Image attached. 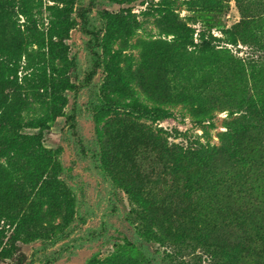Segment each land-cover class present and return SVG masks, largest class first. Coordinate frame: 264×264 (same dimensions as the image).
Masks as SVG:
<instances>
[{
    "label": "rangeland",
    "instance_id": "rangeland-1",
    "mask_svg": "<svg viewBox=\"0 0 264 264\" xmlns=\"http://www.w3.org/2000/svg\"><path fill=\"white\" fill-rule=\"evenodd\" d=\"M7 1L15 6L11 15L8 12L7 27L24 50L17 72L0 55V71L7 81L3 97L9 112H19L20 123L19 128L4 135H35L33 119L48 120L50 127L42 147L59 167L54 171L70 206L69 210L56 212L42 196L37 182L40 172L34 171L39 158L34 157L33 141L6 158L0 157L3 165L6 161L13 163L10 172L20 195L18 206L26 213L34 211L40 219L37 238L15 243L7 240L14 227L0 221V231L6 235L0 244V264H86L94 255L97 260L109 257L116 249L114 245L124 242L130 245L125 252L128 260L163 264V251L169 248L138 241V207L103 174L97 152L106 149L103 133L113 119L135 120L155 132L160 130L168 145L186 149L198 144L220 146V134L240 113L231 116L229 112L237 110L231 104H220L212 120L200 124L182 100L197 96L238 97L243 88L239 84L241 78L251 80L249 62L264 56L263 51L257 50L258 45L239 39L231 44L228 40L225 32L241 19L236 0ZM244 1L254 5L255 14L264 13V0ZM105 12L126 19L120 30L112 25L111 29L119 32L108 39L107 48L98 46L93 35L101 38L106 32L105 19L101 17ZM64 18L70 29L62 39L53 37L50 42L53 25H61ZM252 32H258L257 25ZM260 36L264 37L261 33ZM204 40L229 52L221 53L220 61L209 65L208 55L201 47ZM111 61L131 80L128 79L127 88L107 86V65ZM258 73V87L263 94L260 79L263 83L264 67ZM43 78L53 81V98L36 91L35 86ZM107 100L156 106L169 110L170 115L152 123L138 120L126 110H95L96 103ZM60 108L61 116L52 119L54 109ZM190 171L198 173L194 168ZM249 177L250 182L241 179L235 185L234 197H229V187L211 190L208 199L200 202L206 207L202 214L208 215L202 219L215 217L214 209L227 204L235 206V202L247 197L253 207L252 218L264 216V175L254 179L256 175L249 173ZM162 188L163 184L157 186L154 200L162 195ZM146 224L158 233L153 221ZM196 249H181L191 264L198 262L200 252ZM253 261L256 263L254 258Z\"/></svg>",
    "mask_w": 264,
    "mask_h": 264
},
{
    "label": "trees",
    "instance_id": "trees-1",
    "mask_svg": "<svg viewBox=\"0 0 264 264\" xmlns=\"http://www.w3.org/2000/svg\"><path fill=\"white\" fill-rule=\"evenodd\" d=\"M236 2L241 19L231 30L225 32L229 36L228 40L231 44L236 43L237 39L243 43L255 44L258 45L257 50L264 52V37L260 36V33L264 35V13L255 14L254 5L244 0ZM14 8L7 0H0V33L4 39V44L0 45V55L6 57V65L14 66V71L17 72L16 66L24 49L18 44L13 31L7 27L9 14L14 12ZM101 17L105 19L107 30L101 38L96 33L93 35L98 46L107 48L108 39L119 32L111 29L112 25L120 30L121 26H125L126 19L122 15H110L106 12ZM62 20L61 25H53L50 42L53 37L62 39L64 32L70 29L68 19ZM255 25L258 26V32L253 33ZM201 42L203 52L208 55L209 65L218 63V55L221 53L229 52L227 48L217 49L209 40ZM109 63L107 86L113 89L127 88L129 77L115 67L112 61ZM100 65L101 63L98 64ZM248 66L251 80L241 78L239 84H243V88L238 92V97L233 95L220 99L197 96L182 100L190 109L194 121L200 124L212 120L220 104H231L237 110L230 111L231 116L240 113L230 120L226 131L220 134V146L197 143V146L186 149L168 145L160 135V130L155 132L150 126L130 119H113L104 130L106 149L97 152L100 169L138 207L135 211L138 241L157 243L164 250L169 248L168 251H163V264H191L188 256L181 252L183 247H191L193 251L199 249L198 262L194 264H264V216L259 220L252 218L253 207H250L248 197L245 201L235 202V206L227 204V207L214 209L215 217L208 220L202 219L208 215L202 214L206 207L200 204L208 199V194L213 189L229 187V197H234L237 195L235 185L241 179L251 181L249 173L256 175L254 179L264 175V85L262 94L257 78H260L259 70L264 67V56L251 60ZM262 81L260 79V83L264 84ZM53 86V81L43 78L35 89L44 93L46 98H53ZM6 88L5 74L0 71V157L6 158L33 141L36 146L34 157L39 158L34 171L40 172L37 182L42 196L56 212L69 210L70 201L66 200L57 172L54 171L59 167L50 160L46 149L42 147L44 135L50 127L48 120L44 117L33 119L32 127L37 130L35 135H4L20 126L19 112H9L6 107V99L3 97ZM94 108L97 111L126 110L128 115L152 123L170 115L169 110L160 107L113 100L100 101ZM55 111L56 109L52 113V119L61 116V108ZM252 153L255 155H251ZM146 163L148 166L145 168ZM12 164V161H6V165L0 163V221L14 227L7 240L15 243L37 238L40 219L34 211L26 213L18 206L20 195L10 172ZM190 168L196 169L198 173L189 172ZM159 184H163V193L154 200L153 194ZM148 221H153L158 233L151 230L146 224ZM4 239L6 235L0 231V244ZM114 246L116 249L109 257L97 260L94 255L86 264H142L126 258V248L130 246L127 242Z\"/></svg>",
    "mask_w": 264,
    "mask_h": 264
}]
</instances>
